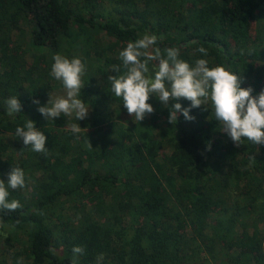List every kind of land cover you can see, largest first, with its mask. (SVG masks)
Returning a JSON list of instances; mask_svg holds the SVG:
<instances>
[{"label":"trees","instance_id":"obj_1","mask_svg":"<svg viewBox=\"0 0 264 264\" xmlns=\"http://www.w3.org/2000/svg\"><path fill=\"white\" fill-rule=\"evenodd\" d=\"M145 34L158 37L150 52L178 48L191 65L224 66L253 96L264 91V0H0V180L13 167L26 179L8 188L21 207L0 209V264H72L75 246L78 264H264V145L237 146L210 100L172 125L154 95L141 122L114 97L113 65L122 73L119 53ZM56 54L89 63L87 120L37 110L63 94L50 75ZM13 96L22 109L8 116ZM28 119L47 136L45 153L16 136Z\"/></svg>","mask_w":264,"mask_h":264},{"label":"clouds","instance_id":"obj_2","mask_svg":"<svg viewBox=\"0 0 264 264\" xmlns=\"http://www.w3.org/2000/svg\"><path fill=\"white\" fill-rule=\"evenodd\" d=\"M156 35L145 34L135 42H129L120 53L121 65H113L112 71L118 75L109 76L111 91L114 97L121 98L123 107L134 121H143L148 114L154 112L149 103L151 96L161 101L170 112L169 123L176 125L178 114L182 113L186 120L195 119L190 113L211 101L214 117L222 125L223 133L237 145L245 140L255 145H264V91L253 96L251 87H241L242 78L227 70L224 66L209 67L207 59H197L194 65L180 58V50L169 47L165 55L160 49L148 51L157 43ZM198 52L207 56L204 47ZM51 66L50 75L60 81L63 94L49 93V100L38 111L47 120L59 118L62 114L84 120L89 114V106L81 98L82 77L86 74V65L78 57L68 58L56 54ZM157 61L154 76L148 75L149 62ZM186 99L190 106L185 108L181 103L170 104V101ZM39 105V101L34 100ZM22 105L18 97L13 96L6 101V114L13 116L21 112ZM205 110H208L205 107ZM71 131L78 134L80 124L72 123ZM87 130V129H86ZM16 136L22 138L25 147L37 153L47 151V136L36 127L33 120L16 128ZM210 147V146H209ZM255 158V157H253ZM26 186L25 173L19 167H13L8 173V181L0 180V209L15 211L21 207L19 201L8 200V188L13 190ZM72 264H78V257L84 248L75 246L72 249ZM103 259V254L98 261Z\"/></svg>","mask_w":264,"mask_h":264},{"label":"rangeland","instance_id":"obj_3","mask_svg":"<svg viewBox=\"0 0 264 264\" xmlns=\"http://www.w3.org/2000/svg\"><path fill=\"white\" fill-rule=\"evenodd\" d=\"M24 27H27V26H25V25H23ZM17 37H18V35L16 34L15 36H14V38L15 39H17ZM31 41V32H27V49L29 48V42ZM116 42V40H113V42L112 43H115ZM81 58V60H82V62L86 65V68L88 67V61H86L84 58H82V57H80ZM27 59L29 60V61H31L32 62V59H33V57H32V55H31V53H30V51H29V49H28V51H27ZM92 61V60H91ZM92 62H95V60H93ZM155 62V65L158 63L157 61H152L151 63H154ZM98 64H99V62H97ZM56 93V92H55ZM89 118V114H88V116H87V118H85L84 120H87ZM5 137L6 138H8V139H11V135L10 134H6L5 135ZM159 154L160 155H164V151L163 150H160L159 151ZM225 261H226V259H225ZM224 261V262H225Z\"/></svg>","mask_w":264,"mask_h":264}]
</instances>
